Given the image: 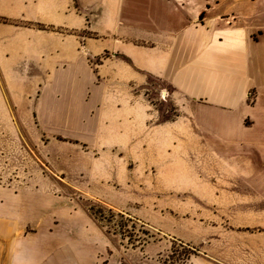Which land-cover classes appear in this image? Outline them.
Masks as SVG:
<instances>
[{
    "label": "rangeland",
    "instance_id": "obj_1",
    "mask_svg": "<svg viewBox=\"0 0 264 264\" xmlns=\"http://www.w3.org/2000/svg\"><path fill=\"white\" fill-rule=\"evenodd\" d=\"M24 27L59 30L0 13V210L28 229L54 230L55 244L68 241L87 263L264 264V199H252L243 182L233 186L219 167L230 154L224 139L197 134L151 78L109 81L90 129L88 112L76 123L70 110L50 113L41 62L19 56L18 44L8 52L10 30ZM93 134L94 145L70 139Z\"/></svg>",
    "mask_w": 264,
    "mask_h": 264
},
{
    "label": "crops",
    "instance_id": "obj_2",
    "mask_svg": "<svg viewBox=\"0 0 264 264\" xmlns=\"http://www.w3.org/2000/svg\"><path fill=\"white\" fill-rule=\"evenodd\" d=\"M0 13L59 29L43 35L13 28L6 40L8 52L15 54L10 45L18 44L19 56L47 71L40 97L50 113L70 110L76 123L75 115L88 112L90 129L109 81L140 85L151 78L197 134L226 141L230 154L219 167L232 185L243 182L252 199H264V0H0ZM85 30L93 36L79 34ZM95 134L70 139L89 146ZM1 209L0 264H97L68 241L56 245L54 230L28 229L24 218Z\"/></svg>",
    "mask_w": 264,
    "mask_h": 264
}]
</instances>
